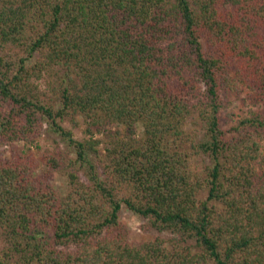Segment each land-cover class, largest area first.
Masks as SVG:
<instances>
[{"label":"trees","instance_id":"obj_1","mask_svg":"<svg viewBox=\"0 0 264 264\" xmlns=\"http://www.w3.org/2000/svg\"><path fill=\"white\" fill-rule=\"evenodd\" d=\"M0 144V264H264V0H0Z\"/></svg>","mask_w":264,"mask_h":264},{"label":"rangeland","instance_id":"obj_2","mask_svg":"<svg viewBox=\"0 0 264 264\" xmlns=\"http://www.w3.org/2000/svg\"><path fill=\"white\" fill-rule=\"evenodd\" d=\"M244 109V106L240 103L239 100H235L232 98V102H230L229 107L227 110L234 115H239L241 111ZM191 120H188V125L191 128ZM67 128H69L68 124H65ZM73 134L75 138H80L82 133L79 128H73ZM58 144L63 149L68 148L67 143L56 133H54L48 126L45 125L42 136L40 138L39 145L42 149L51 148L53 145ZM6 147L3 144H0V153H2ZM35 151V156L38 159L40 151L38 152L36 148H33ZM201 158H197L195 160V164H199ZM52 184L55 186L59 194H62L65 190V181L63 177L59 173H55L51 179ZM121 222L127 227L128 229V239L130 242H142L146 240H151L155 236L168 238L172 237L173 235L168 231H158L156 229L150 230H143L140 225L144 223L143 220L136 217L130 211L123 209L121 211Z\"/></svg>","mask_w":264,"mask_h":264}]
</instances>
